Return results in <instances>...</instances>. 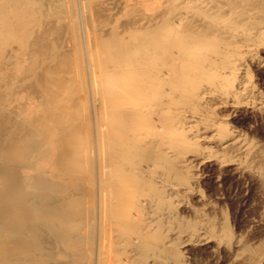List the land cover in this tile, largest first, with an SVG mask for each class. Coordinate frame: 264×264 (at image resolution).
I'll return each mask as SVG.
<instances>
[{"label": "bare ground", "instance_id": "bare-ground-1", "mask_svg": "<svg viewBox=\"0 0 264 264\" xmlns=\"http://www.w3.org/2000/svg\"><path fill=\"white\" fill-rule=\"evenodd\" d=\"M263 23L264 0H0V264H183L194 161L264 159L214 115Z\"/></svg>", "mask_w": 264, "mask_h": 264}, {"label": "rangeland", "instance_id": "rangeland-1", "mask_svg": "<svg viewBox=\"0 0 264 264\" xmlns=\"http://www.w3.org/2000/svg\"><path fill=\"white\" fill-rule=\"evenodd\" d=\"M63 42L59 45L64 46ZM263 43L244 57L247 91L237 100L228 97L214 110L218 122L258 151L264 150ZM208 146L217 151L213 143ZM228 151L234 155L232 149ZM204 156L193 163V190L186 203L175 204L176 222L190 227L176 239L181 241L178 251L183 264H264V181L255 170L264 168V159L255 156L247 168Z\"/></svg>", "mask_w": 264, "mask_h": 264}]
</instances>
